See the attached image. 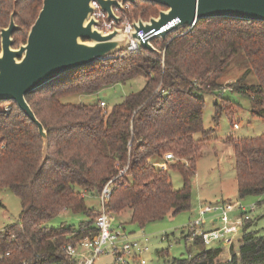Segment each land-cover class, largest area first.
I'll list each match as a JSON object with an SVG mask.
<instances>
[{"label":"trees","instance_id":"trees-1","mask_svg":"<svg viewBox=\"0 0 264 264\" xmlns=\"http://www.w3.org/2000/svg\"><path fill=\"white\" fill-rule=\"evenodd\" d=\"M40 7L41 0H0V26L15 8L20 28L14 41L24 42ZM159 7L164 8L136 0L123 9L122 19H147ZM152 43L163 53L142 47L121 50L116 57L63 73L25 95L46 131L44 162L43 141L35 124L15 102L0 101V189H10L20 201L17 221L0 228V264H76L65 245L97 233L94 221L99 209L87 206L84 194L97 195L109 180L106 207L116 216L128 211L130 223L144 225L189 209L191 180L203 147L195 134L210 132L202 125V94L220 98L213 103L216 114L222 109L220 101L230 102L217 90L239 54L247 66L225 84L250 97L251 113L264 117V21L200 18L192 27L171 31ZM251 73L256 83H245ZM137 76L143 77L142 86L109 108L99 102L60 101L69 94L96 92ZM159 88L166 93L159 94ZM227 143L233 149L237 196L263 195L264 132L230 135ZM168 151L179 159L165 161L162 169L156 163ZM124 165L126 174L117 176ZM168 166L180 172L181 189L173 188ZM65 211L82 213L85 219L76 225L47 224ZM252 222V218L244 221L238 249L230 246L226 259L220 258L221 247H205L202 238L195 236L192 243L198 251L171 257L167 264H264V228L262 232L250 229Z\"/></svg>","mask_w":264,"mask_h":264},{"label":"rangeland","instance_id":"rangeland-1","mask_svg":"<svg viewBox=\"0 0 264 264\" xmlns=\"http://www.w3.org/2000/svg\"><path fill=\"white\" fill-rule=\"evenodd\" d=\"M159 9H162V7H159ZM9 14L2 26L8 23ZM246 63L241 54L234 57L220 78L222 84L231 82L233 78L242 75L241 72L246 68ZM142 83L143 77L137 76L125 82L100 88L96 92L69 94L61 97L60 101L63 103L92 104L103 100L105 102L104 107L109 108L120 102L127 93L140 88ZM245 83H256L254 74H249L245 78ZM202 97L204 100L202 125L205 130L210 132L205 136H201L200 133L195 134V137L202 142L203 147L197 158L195 174L191 180L190 208L174 215L167 213L162 218L148 221L144 225L128 222V211L120 216L112 213V226L116 227L120 224L121 230L128 238H137L140 242L147 238L145 242L147 245L146 251L135 257L136 259L131 260V264H167V260L171 257L187 255L188 252L189 254L197 252L199 246H194L193 239L187 238L189 236L187 226L200 216L198 206L201 204L222 199L237 200L246 206L254 204L255 208L250 213L253 219L250 229H256L258 232L263 231L264 194L248 195L242 198L237 196L233 149L227 143V138L230 134L234 137H244L264 132V117L252 114V100L238 91L224 92L221 95L230 102L220 101L222 109L219 110L218 114L215 112L213 103L216 98L218 101L220 98L212 93H203ZM6 103L3 105H9V101ZM233 123H237L238 128H234ZM177 159L179 157L176 156L175 160ZM167 172L173 188L176 190L181 189L183 180L180 172L170 166H168ZM84 201L87 206L96 210L100 209V202L96 194L85 193ZM19 213L20 201L18 196L8 188L0 189V228L17 221ZM240 214V209H234L229 213V217L234 218ZM203 218L205 222L201 227L205 230L220 226V221L213 222L215 215L212 213L204 214ZM83 219H85V216L82 213L65 211L50 219L47 224L54 227L61 223L76 225ZM240 234L241 227L234 230L229 243L223 240H212L204 242V246L221 247L220 258L226 259L229 257L230 246L235 251L238 249ZM190 240L191 242H189ZM201 246H203L202 243ZM95 264H112V257L106 253L100 254L97 256Z\"/></svg>","mask_w":264,"mask_h":264},{"label":"water","instance_id":"water-1","mask_svg":"<svg viewBox=\"0 0 264 264\" xmlns=\"http://www.w3.org/2000/svg\"><path fill=\"white\" fill-rule=\"evenodd\" d=\"M93 1L108 18L119 23L114 7L123 9L125 2L136 0H41V7L28 28L25 41L12 46V33L19 29L14 21L0 27V101H13L35 124L42 138V162L48 157L46 131L37 119L25 95L59 75L112 57L123 50L129 38H137L141 29L154 31L170 23L157 36L164 39L171 31L190 28L200 18H235L264 21V0H149L164 8L147 19L132 18L126 33L114 26L103 32L94 27ZM140 47L162 54L152 39L138 41Z\"/></svg>","mask_w":264,"mask_h":264},{"label":"built area","instance_id":"built-area-1","mask_svg":"<svg viewBox=\"0 0 264 264\" xmlns=\"http://www.w3.org/2000/svg\"><path fill=\"white\" fill-rule=\"evenodd\" d=\"M94 10L91 15L97 20L94 27L103 32L111 30L114 26L121 27L123 32L128 33L132 26L127 18H123L125 9L129 2H125L123 9L114 7V12L120 16L119 23H116L112 18H108L104 10H102L99 5L93 1ZM170 23H167L158 30L153 29L144 32L139 30L137 32V38H129L123 50L125 51H135L140 45L138 41L145 42L147 39H154L163 29L168 27ZM118 53L113 54L112 57H116ZM231 87L223 84L218 88L219 93L231 91ZM159 94H165L166 90L163 88L156 89ZM99 105L103 108L105 102L103 100L99 101ZM4 109H7L4 106ZM233 127L237 128L238 124L233 123ZM164 160L156 163L162 169H166V162L175 160L176 156L168 151L163 155ZM127 165H124L119 169L117 176L126 174ZM111 194V180L107 181L101 188L97 197L100 202L99 213L95 218L94 224L97 228V233L92 237H84L82 240L75 244L65 245V251L75 258L76 264H95V260L98 255L106 253L112 257V264H131V260L136 259L139 254H142L147 249L145 242L147 238H144L143 242H140L137 238H128L125 233L121 230V225L116 227L112 226V212L106 207V203ZM255 208L254 204L242 205L239 201L222 199L214 202L201 204L198 206V214L200 215L197 219L191 221L187 228L189 236L188 239H193L195 236H200L203 242L212 240H223L227 243L230 242V236L234 233V230L239 229L244 221L251 218V211ZM234 209H240L241 214L230 218L229 213ZM206 213H212L215 215L213 220L220 221V226L213 229L205 230L201 226L204 224L203 215Z\"/></svg>","mask_w":264,"mask_h":264},{"label":"flooded vegetation","instance_id":"flooded-vegetation-1","mask_svg":"<svg viewBox=\"0 0 264 264\" xmlns=\"http://www.w3.org/2000/svg\"><path fill=\"white\" fill-rule=\"evenodd\" d=\"M12 10H13V9H12ZM12 10H11V11H12ZM10 13H11V12H10ZM15 14H16V13H15ZM9 17H10V14H9ZM14 21H15V23L19 26V28H20V24H19L18 22H16L17 20H16V18H15V15H14ZM8 22H9V19H8ZM7 24H8V23H7ZM7 24H6V25H7ZM6 25H5V26H6ZM0 27H2V25H1ZM16 31H17V30H16ZM16 31H14V32L12 33V38H13V44H12V46H13L14 48H16V47L20 44V43H19V44H16L15 41H14V39H15V32H16ZM24 41H25V40H24ZM21 43H23V42H21Z\"/></svg>","mask_w":264,"mask_h":264},{"label":"crops","instance_id":"crops-1","mask_svg":"<svg viewBox=\"0 0 264 264\" xmlns=\"http://www.w3.org/2000/svg\"><path fill=\"white\" fill-rule=\"evenodd\" d=\"M237 77H235V78H233L232 80H234V79H236ZM238 128V127H237ZM231 135V134H230ZM206 204V203H205ZM213 222H217V221H215V220H213Z\"/></svg>","mask_w":264,"mask_h":264}]
</instances>
